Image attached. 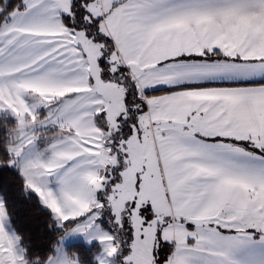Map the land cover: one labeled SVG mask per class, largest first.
I'll use <instances>...</instances> for the list:
<instances>
[{"label": "snow or ice", "instance_id": "6c2138e0", "mask_svg": "<svg viewBox=\"0 0 264 264\" xmlns=\"http://www.w3.org/2000/svg\"><path fill=\"white\" fill-rule=\"evenodd\" d=\"M0 264H264V0H0Z\"/></svg>", "mask_w": 264, "mask_h": 264}, {"label": "trees", "instance_id": "16d2710c", "mask_svg": "<svg viewBox=\"0 0 264 264\" xmlns=\"http://www.w3.org/2000/svg\"><path fill=\"white\" fill-rule=\"evenodd\" d=\"M0 186H6L9 194L15 201V223L16 227L30 237L33 245L41 250L47 249L48 244L55 239L52 231L49 230L50 214L44 210L36 199L26 198L19 190L18 183L11 177L0 176ZM99 243L86 245L82 242L71 244L66 253H78L84 264H92L91 255L99 251Z\"/></svg>", "mask_w": 264, "mask_h": 264}, {"label": "rangeland", "instance_id": "374dc122", "mask_svg": "<svg viewBox=\"0 0 264 264\" xmlns=\"http://www.w3.org/2000/svg\"><path fill=\"white\" fill-rule=\"evenodd\" d=\"M78 242H82V243H84L86 245H92L93 243H96L97 241H93L91 244H88V242L86 241L85 237H83L82 235H70V236L66 237L65 240L63 241L64 251L66 252L67 248L71 244L78 243Z\"/></svg>", "mask_w": 264, "mask_h": 264}]
</instances>
